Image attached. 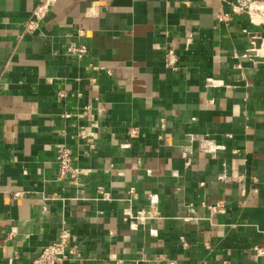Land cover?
I'll list each match as a JSON object with an SVG mask.
<instances>
[{
	"label": "crops",
	"instance_id": "0c3cea01",
	"mask_svg": "<svg viewBox=\"0 0 264 264\" xmlns=\"http://www.w3.org/2000/svg\"><path fill=\"white\" fill-rule=\"evenodd\" d=\"M37 1L0 0V264H31L62 227L81 254L63 264H263L264 26L219 23L234 0H60L24 34ZM60 145L79 187L58 177ZM150 193L161 218L139 221Z\"/></svg>",
	"mask_w": 264,
	"mask_h": 264
},
{
	"label": "built area",
	"instance_id": "2783aa9c",
	"mask_svg": "<svg viewBox=\"0 0 264 264\" xmlns=\"http://www.w3.org/2000/svg\"><path fill=\"white\" fill-rule=\"evenodd\" d=\"M60 0H38L35 8L33 9L30 17L23 23V33L33 34L38 31L41 24L44 22L54 5ZM231 13L221 12L216 15V19L219 23H226L234 15H246L249 20L256 26H264V0H234L231 3ZM66 54L77 60H83L88 54V48L85 44H71L66 49ZM164 63L166 68L176 71L179 67V55L173 48H169L165 52ZM89 68L95 71L104 69L99 64H89ZM110 74V71H108ZM60 97H65L64 92H58ZM90 105L88 109H90ZM71 113H65L63 117L65 119L72 118ZM162 124V128H164ZM138 128H132L130 130V136L132 138L139 135ZM81 138L85 142L86 153L91 155L96 152L98 148L97 136L94 132L87 131L86 128L81 129ZM205 152L212 151V147H204ZM77 158L74 155L73 150L67 145H60L56 151V164L57 173L60 180L67 181L73 186L79 187L82 183V171L77 165ZM99 197L104 201H111L113 197L110 192L104 188L98 190ZM24 193H17L14 196H20ZM127 201L133 203L139 197V193L135 188L128 190ZM149 205L146 209L138 211L133 217L139 221H148L161 218V212L159 209V199L156 194H148ZM209 209L213 213H224L226 207L224 204L217 203L210 205ZM72 240V232L68 227H62L58 239L46 246L41 254L33 260L31 264H63L72 257L80 258L81 254L76 248L70 247ZM254 251L257 256L262 259L264 264V247L255 246ZM227 264V263H224Z\"/></svg>",
	"mask_w": 264,
	"mask_h": 264
}]
</instances>
